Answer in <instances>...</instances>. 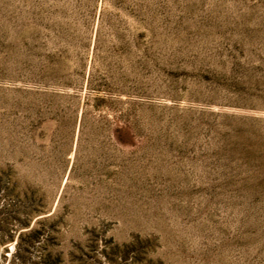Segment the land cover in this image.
I'll use <instances>...</instances> for the list:
<instances>
[{
    "label": "rangeland",
    "instance_id": "obj_1",
    "mask_svg": "<svg viewBox=\"0 0 264 264\" xmlns=\"http://www.w3.org/2000/svg\"><path fill=\"white\" fill-rule=\"evenodd\" d=\"M0 264H264V0H0Z\"/></svg>",
    "mask_w": 264,
    "mask_h": 264
}]
</instances>
